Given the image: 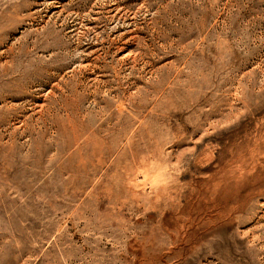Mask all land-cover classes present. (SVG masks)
<instances>
[{"label":"rangeland","instance_id":"obj_1","mask_svg":"<svg viewBox=\"0 0 264 264\" xmlns=\"http://www.w3.org/2000/svg\"><path fill=\"white\" fill-rule=\"evenodd\" d=\"M0 264H264V0H0Z\"/></svg>","mask_w":264,"mask_h":264},{"label":"bare ground","instance_id":"obj_2","mask_svg":"<svg viewBox=\"0 0 264 264\" xmlns=\"http://www.w3.org/2000/svg\"><path fill=\"white\" fill-rule=\"evenodd\" d=\"M169 119V118H168ZM168 122V121H167ZM170 124V123H169Z\"/></svg>","mask_w":264,"mask_h":264}]
</instances>
